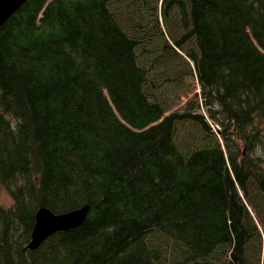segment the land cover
I'll return each mask as SVG.
<instances>
[{
	"label": "trees",
	"instance_id": "16d2710c",
	"mask_svg": "<svg viewBox=\"0 0 264 264\" xmlns=\"http://www.w3.org/2000/svg\"><path fill=\"white\" fill-rule=\"evenodd\" d=\"M46 1L0 27V264H264V0Z\"/></svg>",
	"mask_w": 264,
	"mask_h": 264
},
{
	"label": "rangeland",
	"instance_id": "374dc122",
	"mask_svg": "<svg viewBox=\"0 0 264 264\" xmlns=\"http://www.w3.org/2000/svg\"><path fill=\"white\" fill-rule=\"evenodd\" d=\"M56 0H47L46 3L44 4V6H42L41 8H36L34 10V8H29L28 11H25V14L28 15L29 14H33L35 11L37 12V17L35 18L36 20L33 21V25H35L38 28H42L44 26H49V14L48 11L50 10V8L54 5ZM76 2L79 4H82L85 1H87L91 7L92 10H94L96 8V0H78L79 2H77V0H64V3L67 7H72L75 5V3L72 2ZM140 2V7L138 9V12L141 13V8L144 4L143 1L138 0ZM77 5V4H76ZM145 16L147 18L150 17V12H147L145 14ZM45 29V28H43ZM42 29V30H43ZM180 71L182 76H184L185 80H186V85H182V87L179 88H174V89H167L166 87V80H163L162 82V86L163 88L160 89L159 91L163 94V99L167 102L168 107H170L171 109H175V110H183V111H191L195 108L197 102H198V97H194V95L196 94V96H200L201 92H197L195 93L194 91L197 90V85L196 82L194 80L193 77L187 75V69L185 67V65H181L180 66ZM190 96L189 98H192V103L191 104H187L188 103V99L185 98L186 96ZM120 119H123V117H121ZM125 122V121H124ZM127 124L130 128L135 129L132 131H144L146 129V127H134L130 122L127 121ZM215 126V125H214ZM141 128V129H140ZM191 130L189 124L185 125L184 127H181V131L179 132V135H184L187 131ZM179 136L177 138V143L180 146V148L182 150H184V142L182 140V137ZM0 203L3 205H10L12 203V199L9 196V194L6 192V190H2L0 191Z\"/></svg>",
	"mask_w": 264,
	"mask_h": 264
},
{
	"label": "water",
	"instance_id": "95a60500",
	"mask_svg": "<svg viewBox=\"0 0 264 264\" xmlns=\"http://www.w3.org/2000/svg\"><path fill=\"white\" fill-rule=\"evenodd\" d=\"M26 1L27 0H0V26L4 24L18 9H20ZM87 212L88 208H84L80 211L70 213L69 215L55 217L48 210H41L37 215V225L33 235L34 242L31 244L30 248H36L44 239L56 231L68 230L78 226L84 221ZM43 222H46V224L50 223L51 226L44 228L43 232H38V228ZM50 228L51 231L47 233Z\"/></svg>",
	"mask_w": 264,
	"mask_h": 264
},
{
	"label": "bare ground",
	"instance_id": "6f19581e",
	"mask_svg": "<svg viewBox=\"0 0 264 264\" xmlns=\"http://www.w3.org/2000/svg\"><path fill=\"white\" fill-rule=\"evenodd\" d=\"M27 2V1H26ZM25 2V3H26ZM19 10V9H18ZM17 10V11H18ZM16 11V12H17ZM15 12V13H16ZM14 13V14H15ZM13 14V15H14ZM12 15V16H13ZM3 25V24H2ZM1 25V26H2ZM0 26V27H1ZM84 208H88V212H87V215H86V217H85V219H84V221L81 223V224H83L85 221H86V219H87V217H88V214H89V210H90V207L89 206H86V207H84ZM84 208H81V209H78V210H74V211H72V212H69V213H66V214H61V215H56V214H54L51 210H49V209H47V208H41L39 211H38V213L39 212H41V210H48L53 216H55V217H59V216H63V215H69L70 213H73V212H76V211H80V210H82V209H84ZM38 213H37V215H38ZM37 215H36V223H35V227H34V230H33V233H32V236H31V240H30V243H29V249L30 250H32V251H35V250H37V249H39L42 245H43V243L49 238V237H51L52 235H54V234H56V233H58V232H64V231H68V230H71V229H74V228H76V227H78V226H80L81 224H79L78 226H76V227H73V228H70V229H68V230H59V231H56L55 233H53V234H51V235H49L46 239H44L36 248H30V246H31V244L34 242V238H33V235H34V232H35V229H36V225H37ZM42 220V219H41ZM65 225V224H64ZM48 226H51V224L49 223H47L46 224V222H43L42 223V225L41 226H39V228H38V232H43V230H44V228H47ZM51 231V228L47 231V233H49ZM46 233V234H47ZM43 234V233H42ZM46 234H44V235H46Z\"/></svg>",
	"mask_w": 264,
	"mask_h": 264
}]
</instances>
